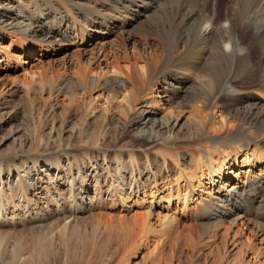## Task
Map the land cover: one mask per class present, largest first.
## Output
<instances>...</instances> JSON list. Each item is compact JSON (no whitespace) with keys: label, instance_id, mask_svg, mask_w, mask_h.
<instances>
[{"label":"bare ground","instance_id":"6f19581e","mask_svg":"<svg viewBox=\"0 0 264 264\" xmlns=\"http://www.w3.org/2000/svg\"><path fill=\"white\" fill-rule=\"evenodd\" d=\"M45 1L49 9L38 0L34 10L28 0L0 4L6 7L0 10V38H17L24 52L47 51L53 39L76 46L54 59L65 69L54 83L55 102L83 103L104 118L90 147L77 142L78 154L77 145L64 144L63 134L55 147L35 143L0 151V228L18 219L34 222L25 240L35 245L40 264H57L45 223L55 216L65 236L90 209L93 235L107 233L117 243L111 264H175L183 235L189 236L187 246L195 249L202 237L218 250L233 235L236 252L229 264H264V0ZM93 36L99 40L89 48ZM22 68L25 79L16 78L13 91L29 95L36 85L42 94L49 90L51 100L47 82ZM8 93L0 92V107L8 104ZM137 108L140 114L130 116ZM125 133L140 144L124 155L109 139ZM92 189L94 198L87 195ZM136 206L142 211L127 216ZM179 212L206 223L170 218ZM175 232L177 241L170 243L167 236ZM7 234L0 231V251L8 247ZM156 234L167 236L151 249ZM21 243L12 247L11 262L0 264H26L30 256ZM166 245L173 250L169 259L153 263ZM75 247L64 264L81 248ZM214 248L206 263L226 258L217 259Z\"/></svg>","mask_w":264,"mask_h":264},{"label":"rangeland","instance_id":"374dc122","mask_svg":"<svg viewBox=\"0 0 264 264\" xmlns=\"http://www.w3.org/2000/svg\"><path fill=\"white\" fill-rule=\"evenodd\" d=\"M4 2L5 0H0V4H3ZM39 2H40V6H42L44 9L50 8V6L46 4L45 0H38V3ZM36 3L37 0H33V1L28 0V5L32 10L35 9L34 6L37 5ZM226 6H227V2L222 1L218 6L219 12L224 13ZM5 8L6 7L0 8V10H5ZM139 18L141 19H139L138 21L141 22L142 19L145 18V15L142 14L141 17ZM138 21H136L134 24L136 25ZM246 25H248V23H246ZM241 26L242 25H240V28ZM47 28L48 26H44L41 28L42 29L41 35L43 38L45 37ZM247 28H248L247 26L243 27L244 30H247ZM1 35H3V37L0 38V49L4 50L5 53L2 54V56H4L2 57L4 61L0 62V92L2 91L3 93L4 91L9 92L7 95L9 101L8 104H6V106L0 107L1 153H12L14 151H18L20 149H23L24 147L30 146L35 143H39L41 145L50 144L52 147H55V139L59 137L58 134L61 135L63 134L62 137L64 140V144L77 145L73 149V152H75V154H78L79 152L82 151V146L81 147L78 146L80 145L79 144L80 140L83 141V144L85 145L84 147L86 146L90 147L88 141L96 138L97 135L95 133L96 130L97 131L99 130L98 123H101L102 119L104 118L103 114L100 112H98L95 115L92 114L83 105V103H75L74 105H70L65 101L63 102L61 101L58 104L57 102H55L56 101L55 87L59 79L58 72H60L61 70L62 73L65 70L64 68L59 67L61 63L55 60L58 57L62 56L64 52L66 53L67 50L72 52L75 49H77V47L67 45V43L65 42H63L61 46L60 42H55V39H53L52 47L49 48L47 51H41L37 47V49H34L33 51L24 52V46L22 43H20L17 40V38L10 37L4 34ZM14 35H16L17 37L23 36L22 33L20 32H17ZM98 38H99L98 36H93V38L89 41V43L86 46L90 48L91 46L95 45L96 42L99 40ZM45 40H48V38L46 37ZM31 41H33V43L36 42L33 39ZM40 52L42 53V56H39ZM34 57H37L35 61H33ZM22 66L28 69H34L35 71H37V75L39 74L38 76L36 75V79L44 83L47 82L46 83L47 88H51L54 92L51 96V100L49 98L50 96L49 90H46V92L42 94L39 89V86L36 85L33 88L34 92L32 91L33 93L31 92L29 95H26L27 93L22 89L19 91H13L15 85V79L16 78L25 79L24 77L25 71L23 70ZM42 68L44 70L49 68V71L46 72ZM64 94L65 93H63L61 97H65L66 95ZM177 97L175 95L173 99ZM44 98L48 99V101H45ZM179 98L180 97H178V99ZM223 102H227V99L223 98ZM147 106L150 107L148 103ZM140 112L141 110L137 108L130 113V116L136 117L138 116V114H140ZM162 115H163L162 112L156 114L157 117ZM116 120L117 119H114L115 124L117 123ZM184 123L188 124L189 126L190 121L184 120ZM82 125L84 126L85 129L83 128ZM117 138L118 137L116 136L110 137L109 140L116 142L117 144H113V146L117 145L121 153L124 155L127 153L126 149H130L131 151L132 150L136 151L140 144V141L137 139V137H135L131 133H125V135L120 136L118 141ZM158 146H155L154 149L159 148ZM96 149L97 148L95 146L93 147L92 150H96ZM50 154L51 151L47 153V156H50ZM45 185H47V183ZM87 195H89L91 198H94L95 197L94 190L92 189L91 191H89ZM84 207L83 206L79 207V210H81ZM136 211L140 212L142 211V209L139 206H136L130 211V213L126 215L131 216ZM233 212L236 211L234 210ZM113 213L118 215L120 212L116 211ZM92 215H93V210L90 209L86 210V212L79 217L80 224L77 226V228L75 229L71 228L70 231H68V233L65 236H62L61 233H59L60 228L62 226L56 224L57 219H55V216L53 218H50L45 223L47 228L52 230V233H50L47 236V237H51V236L53 237V243L51 247L57 255L59 254L60 257V260L58 261L57 264H64L63 261L67 258L68 249L71 250V248L75 247V245L76 247L77 246L81 247L79 248L80 250L78 251L75 250L74 254L69 255V259L65 264H107L108 259L111 258L112 254H114L113 252L114 251L116 252L117 243L115 241L109 242L108 241L109 236H107V233L106 235H103L100 239L97 238V236L93 235L92 233L93 225L91 223ZM9 216L10 218L12 217L11 214ZM20 216H22V214ZM169 216H171L170 218H173L174 216L180 218L182 217L185 219L184 221H186L187 223H199V222L206 223L204 222V220L197 221L191 218L188 219L187 217H184L183 214H181V212L177 213V215L174 213L173 214L169 213ZM244 216H246L245 219L246 218L248 219L247 215ZM70 220H71L70 218L65 219V222H69ZM33 223L34 222L30 220L21 221V219L20 220L18 219V221L16 220L15 224L14 223L10 224L3 229L0 228V231L10 233L7 234V236H9L8 247L0 251V259H4L7 262L8 260L10 261L12 258L10 256L12 252V247L16 246L17 241H22L20 247H22V249L27 252L26 254L30 256L29 261H27L26 264H40L43 262V260L38 259V256L34 253L36 248L35 245L30 244V242L25 240L29 237L30 235L29 231H31V228L36 226V224ZM236 230L237 229L235 228V231ZM235 231L233 233H235ZM178 234L179 232L178 233L175 232L173 235L171 234L172 236L166 235L168 239L172 237L169 240L168 239L167 240L170 241L171 239L172 240L175 239V241H177L176 239L178 237H176V235ZM166 236H164L163 238H165ZM183 236L181 238L179 236L178 238L179 246L176 253L178 257L177 260H175V264L177 263L178 264H212L211 263L212 260H210V263H206V256H207L206 254H208V252L213 247H215L214 251L216 253L217 259L221 261L222 258L226 256L223 262L221 261V263L218 264H229L231 260L233 261L234 253L236 252V248H235L236 241H234L233 235L229 236L227 240L225 241L222 240L223 242H220L219 250L216 246L217 244L213 247L206 245L208 241L207 239H203L202 237L199 238L196 244L197 247L194 249L186 245L187 238L189 243V236L186 235V239H185V235ZM157 237L158 238L156 239H158V243L154 241L152 243L151 249H153L159 243H161L160 241L163 239L160 235H157ZM16 238H20V239L17 240ZM241 238L244 240L245 236L240 237V240H242ZM172 240L170 243H173ZM225 242L227 243L228 249H226ZM225 249L227 251H225ZM172 251L173 250L168 245L163 251H161L159 255L155 257L154 260H152L153 263L155 262L159 263L160 260H168ZM104 253L105 255L103 256ZM248 254L249 253L246 254V258H248L247 260H249L252 257V255H248ZM90 259L92 260L91 262H89ZM116 260L117 259H115L114 261L116 262ZM262 261L263 260H261L260 262ZM115 262H113V264ZM109 263L111 264L112 262Z\"/></svg>","mask_w":264,"mask_h":264}]
</instances>
